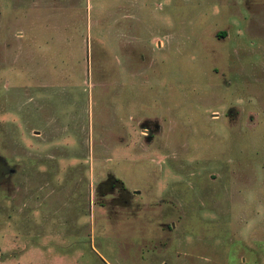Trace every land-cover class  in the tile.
<instances>
[{
    "label": "rangeland",
    "instance_id": "374dc122",
    "mask_svg": "<svg viewBox=\"0 0 264 264\" xmlns=\"http://www.w3.org/2000/svg\"><path fill=\"white\" fill-rule=\"evenodd\" d=\"M0 264H264V0H0Z\"/></svg>",
    "mask_w": 264,
    "mask_h": 264
}]
</instances>
